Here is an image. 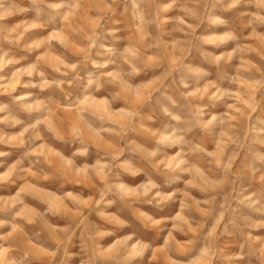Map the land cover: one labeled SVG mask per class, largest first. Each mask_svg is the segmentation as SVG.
Instances as JSON below:
<instances>
[{"label": "rangeland", "instance_id": "rangeland-1", "mask_svg": "<svg viewBox=\"0 0 264 264\" xmlns=\"http://www.w3.org/2000/svg\"><path fill=\"white\" fill-rule=\"evenodd\" d=\"M230 5L2 0L0 264H211L238 247L228 233L261 215L264 11ZM150 182L167 199L141 196Z\"/></svg>", "mask_w": 264, "mask_h": 264}, {"label": "clouds", "instance_id": "clouds-1", "mask_svg": "<svg viewBox=\"0 0 264 264\" xmlns=\"http://www.w3.org/2000/svg\"><path fill=\"white\" fill-rule=\"evenodd\" d=\"M252 2L253 0H232V5L230 6H235L238 4H250ZM256 2L259 10L264 11V0H256ZM0 3H2V0H0ZM8 14L9 13L7 11L0 12V18ZM0 155H3V153H0ZM219 171L220 181L224 184H228L230 172L227 167L221 166ZM259 171L261 175L264 176V159L259 161ZM189 183H191V181H189ZM120 187H123V185H120ZM141 187L143 188V191L140 193V195L144 196L148 200L155 199V202L159 204L160 200L167 199V196L164 195L162 191L151 182L148 185H142ZM149 189L155 190L154 197L149 193ZM219 194V192L216 193V195ZM254 195L257 198L255 200H249V206L254 205L253 211L259 212L261 215L258 217L254 216L251 219H245L239 227L234 229V232L228 233L229 236L235 235L238 247L232 250L229 255L224 256L223 259L218 258L216 261L211 262V264H264V234L255 237L251 234V230L264 228V183H262L260 191ZM212 198L215 199V196ZM245 199L248 200L249 198ZM257 241L258 244L254 250L253 244ZM257 252L259 253V257L254 260L253 256H255ZM200 254L205 261H210V257L212 255H222L216 253L215 250L211 248L207 250H201ZM185 264H194V262L191 259H188L185 261Z\"/></svg>", "mask_w": 264, "mask_h": 264}]
</instances>
